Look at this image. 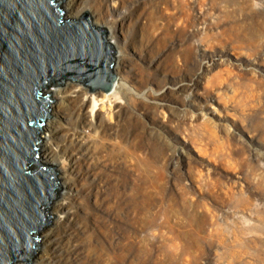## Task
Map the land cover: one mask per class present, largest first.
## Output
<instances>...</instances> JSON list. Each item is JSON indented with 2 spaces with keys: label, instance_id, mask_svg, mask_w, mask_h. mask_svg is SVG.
<instances>
[{
  "label": "rangeland",
  "instance_id": "374dc122",
  "mask_svg": "<svg viewBox=\"0 0 264 264\" xmlns=\"http://www.w3.org/2000/svg\"><path fill=\"white\" fill-rule=\"evenodd\" d=\"M97 1L81 0L75 17L66 15L77 20L87 11L94 26L108 30L105 39L116 50L113 73L119 83L126 82V96L120 98L126 103L115 111L131 115L136 125L144 121L147 128L145 149L136 154L131 173L134 187L147 196L146 211L139 207L134 214L136 225L145 218L147 226L145 231L136 226L131 234L134 253L127 264H264V0H150L143 12L162 31L150 30L143 42L137 39L138 24L129 31L127 21L144 0H102L107 27L95 23ZM68 82L77 83L65 79L61 87L45 90L52 94ZM130 93L141 103L128 101ZM49 115L42 127L53 120ZM71 118L81 133L91 130L82 116L57 115L65 125ZM73 174L76 214L64 212L70 216L65 236L73 227L80 235L97 229L106 245L124 242V220L114 215L119 210L107 206L104 194L96 198L95 187L83 190L80 170ZM57 181L62 188L55 200L65 191ZM52 203L47 215L55 217L44 228L56 218ZM44 228L33 232L40 243L27 264L41 251ZM48 245L58 261L65 252L61 238L51 236Z\"/></svg>",
  "mask_w": 264,
  "mask_h": 264
},
{
  "label": "water",
  "instance_id": "95a60500",
  "mask_svg": "<svg viewBox=\"0 0 264 264\" xmlns=\"http://www.w3.org/2000/svg\"><path fill=\"white\" fill-rule=\"evenodd\" d=\"M62 1L0 0V264L30 262L40 243L30 235L55 217L47 211L62 188L58 171L37 161L54 101L43 89L70 79L107 93L116 80L108 30L87 11L66 18Z\"/></svg>",
  "mask_w": 264,
  "mask_h": 264
},
{
  "label": "bare ground",
  "instance_id": "6f19581e",
  "mask_svg": "<svg viewBox=\"0 0 264 264\" xmlns=\"http://www.w3.org/2000/svg\"><path fill=\"white\" fill-rule=\"evenodd\" d=\"M80 1L66 0L64 3L66 13L75 17ZM140 2L142 4L140 12L133 15L132 10H130L127 24L129 31L138 24L137 39L139 42H143L148 38L150 30L158 34L162 29L159 26L160 24L158 25L151 20L148 12H146V15L143 12L147 10L146 5L150 3V0ZM97 3L98 5L92 10L96 17V19L94 18L95 23L99 26H105V23L103 24L102 22L104 14L100 12L104 4L102 0H98ZM66 17L68 16L66 15ZM181 19L180 22L183 21ZM163 23L165 26L166 22ZM131 35L133 36V32ZM109 38H114L111 32ZM122 57V54L117 57L120 64L123 60ZM112 71L115 72L116 70L112 68ZM78 85L74 82H68L62 89L51 90V95L59 98L56 102H51L46 106L47 109H51L49 114L54 115L53 120L47 121L45 126L41 127L44 131L38 133V137L42 139L39 144L38 142L36 143V148L40 146V153L38 152V155L41 158H37V161L42 164L50 163V165L60 170L55 178L62 183L65 191L62 193L60 199L52 203L53 208L50 213H57L58 215L56 214V218L53 220L51 227L44 228L41 234L39 233L42 236L43 241H41L43 245L32 264H127L129 262V256L134 253L133 241L130 240L131 234L135 232L136 226L140 231H145L147 226L145 218H143L142 223L136 225V220L138 219L134 217L138 209L142 208L146 211V191L139 192L137 189L138 186L137 188L134 187L131 181V173L135 168V156L137 153L141 155L142 150L146 146L147 128L143 123L144 121L140 125H136L132 123L131 115L124 114V111L122 113L115 111V108L120 107L123 102L120 98L126 96V82L119 83L115 80L112 89L107 93L100 89L91 92L87 87H78ZM46 92L44 88L43 94ZM119 99L120 101H118ZM128 101L133 102V105H137L136 101L141 103L142 99L136 98V96L130 93ZM143 104L145 105L144 102ZM102 112L105 113L104 115L108 119V122L101 118ZM58 114H64L66 117H73L77 114V118L82 116L85 118L88 126L91 127V130L88 133H81L78 129L80 127L77 125L78 120L71 118L69 125H65L57 121ZM127 130L131 132L133 137L127 135ZM144 154L148 156V153ZM140 157L143 160L147 158L145 155ZM70 162H74L75 166L73 164L69 166ZM73 170L81 171L83 179L80 182L84 188L83 190H92L95 187L96 191L93 193H95L96 198L98 195L104 194L103 199L106 200L107 206L113 210H119L120 214L114 212V215L115 217L120 215L124 220V227L122 228L124 242L114 240L106 245L97 229L80 235L78 233L80 229L77 230L73 227L70 235L65 236L68 223L66 220L67 218L70 220V216L64 212L72 209V212L76 214L74 206L76 194H73L72 187L76 188L77 186L75 184L76 178L74 177ZM102 173L105 176H101ZM120 173L121 175L118 176ZM96 180L98 183L95 185ZM136 180L138 182V179ZM100 187H103V189ZM129 189L130 191H128ZM142 215H144L143 212ZM96 226L100 227L99 221H97ZM51 236H59L62 244H64L63 248L65 252L62 257L60 256L58 261L51 258L54 254H57L56 252L50 253L48 242ZM30 237L35 238L33 233ZM142 252H145V246L142 248ZM42 258H49V261L47 263L38 262ZM15 264H24V262L20 260Z\"/></svg>",
  "mask_w": 264,
  "mask_h": 264
}]
</instances>
